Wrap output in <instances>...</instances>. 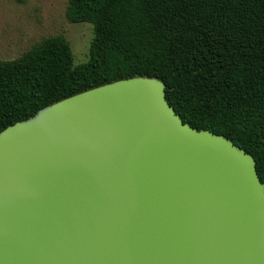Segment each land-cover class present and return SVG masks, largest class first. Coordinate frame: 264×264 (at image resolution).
Returning a JSON list of instances; mask_svg holds the SVG:
<instances>
[{"label":"water","instance_id":"1","mask_svg":"<svg viewBox=\"0 0 264 264\" xmlns=\"http://www.w3.org/2000/svg\"><path fill=\"white\" fill-rule=\"evenodd\" d=\"M117 79L0 131V264H264L253 156Z\"/></svg>","mask_w":264,"mask_h":264},{"label":"trees","instance_id":"2","mask_svg":"<svg viewBox=\"0 0 264 264\" xmlns=\"http://www.w3.org/2000/svg\"><path fill=\"white\" fill-rule=\"evenodd\" d=\"M88 23L87 60L62 34L0 59V131L80 91L156 77L183 122L251 154L264 183V0H67Z\"/></svg>","mask_w":264,"mask_h":264},{"label":"rangeland","instance_id":"3","mask_svg":"<svg viewBox=\"0 0 264 264\" xmlns=\"http://www.w3.org/2000/svg\"><path fill=\"white\" fill-rule=\"evenodd\" d=\"M66 4L67 0H0V59L16 58L42 38L62 34L71 45L74 64L86 61L92 27L68 21Z\"/></svg>","mask_w":264,"mask_h":264}]
</instances>
